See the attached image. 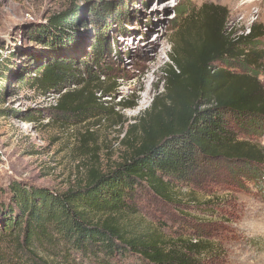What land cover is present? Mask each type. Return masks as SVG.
<instances>
[{"label":"trees","instance_id":"1","mask_svg":"<svg viewBox=\"0 0 264 264\" xmlns=\"http://www.w3.org/2000/svg\"><path fill=\"white\" fill-rule=\"evenodd\" d=\"M122 1L92 5L91 21L100 32L118 17ZM85 9L70 8L51 24L68 31ZM177 9L184 21L163 69L166 94L153 103L141 144L115 169L93 172L85 185L64 193L23 181L0 183V264H201L204 242L166 239L129 223L127 217L139 214V196L172 202L179 184L192 183L202 170L215 173L221 163L244 184L264 183V149L254 142L264 139V25L239 33L219 6ZM105 40L98 33L80 57L69 52L72 38L37 64L27 83L59 94L64 84L81 87L63 93L57 110L68 112L71 99L94 110L95 100L81 99L113 90L110 68L102 67ZM95 109L109 115L107 107Z\"/></svg>","mask_w":264,"mask_h":264},{"label":"rangeland","instance_id":"2","mask_svg":"<svg viewBox=\"0 0 264 264\" xmlns=\"http://www.w3.org/2000/svg\"><path fill=\"white\" fill-rule=\"evenodd\" d=\"M98 1L0 0V79L6 86L0 101L2 185L23 181L64 193L131 155L143 141L153 103L159 105L166 94L163 69L184 21L178 7L219 6L229 12V27L239 33H248L253 23L264 25V0H123L118 17L107 21L103 33L90 17ZM70 8H86L83 20L68 31L51 24ZM98 33L107 37L102 67L110 68L112 92L91 91L81 99L95 100L94 110L74 99L68 112L57 110L63 93L81 87L64 84L60 94L45 92L33 89L29 76L72 38L69 52L85 57ZM87 63L98 70L94 62ZM78 70L86 76L84 67ZM97 107H107L109 115H100ZM254 142L264 149V139ZM220 165L215 173L202 170L192 183L179 184L172 202L143 193L139 214L127 220L166 239L204 242L201 264H264V183L244 184L234 169Z\"/></svg>","mask_w":264,"mask_h":264},{"label":"bare ground","instance_id":"3","mask_svg":"<svg viewBox=\"0 0 264 264\" xmlns=\"http://www.w3.org/2000/svg\"><path fill=\"white\" fill-rule=\"evenodd\" d=\"M169 4H172V3H169ZM174 4V3H173ZM143 66H147L146 63H143ZM138 78V77H137ZM139 79V78H138Z\"/></svg>","mask_w":264,"mask_h":264}]
</instances>
